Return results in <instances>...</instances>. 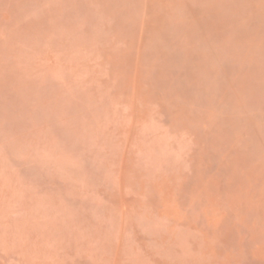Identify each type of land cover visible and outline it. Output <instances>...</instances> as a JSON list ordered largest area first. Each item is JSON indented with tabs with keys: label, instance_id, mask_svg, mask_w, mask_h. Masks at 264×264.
I'll return each instance as SVG.
<instances>
[{
	"label": "rangeland",
	"instance_id": "obj_1",
	"mask_svg": "<svg viewBox=\"0 0 264 264\" xmlns=\"http://www.w3.org/2000/svg\"><path fill=\"white\" fill-rule=\"evenodd\" d=\"M0 264H264V0H0Z\"/></svg>",
	"mask_w": 264,
	"mask_h": 264
}]
</instances>
